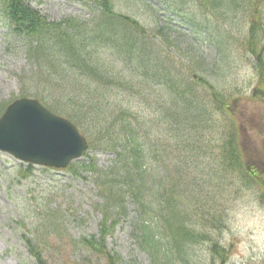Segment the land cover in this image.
<instances>
[{"label": "trees", "instance_id": "1", "mask_svg": "<svg viewBox=\"0 0 264 264\" xmlns=\"http://www.w3.org/2000/svg\"><path fill=\"white\" fill-rule=\"evenodd\" d=\"M77 1L93 5L88 19L53 20L28 0H0V19L6 29L3 42L5 46L18 44L28 64V73L20 77L25 87L19 97L37 98L54 113L68 118L89 141L83 158L62 171L79 176L83 171L90 172L101 221L97 234L73 239L74 244L101 257L105 264H120V256L107 249L106 237L129 216L130 203L134 241L151 264L226 263L229 248L210 233L222 225L212 213L216 198L207 191V178L195 173L206 155L200 151L206 143L202 135L213 123V109H219L222 115L218 145L222 179L230 171L247 169L236 140L235 123L224 126L223 114L228 119L233 116L231 107L215 91L214 83L203 78V74L214 76L217 70L214 65L192 69L196 67L173 47L180 32L172 33L167 25L170 21L157 20L151 0H131L134 12L118 10V4L128 5L130 0ZM155 1L157 6L167 5L164 0ZM173 1H180L168 8L179 14L181 30L208 32L209 22L188 15L185 0ZM192 1L193 7H204L214 18L217 14L235 17L239 13L248 19L244 45L254 59L260 85L251 96H261L264 22L256 28L260 20L256 9L242 4L244 0ZM136 12L150 13L153 26L145 27ZM215 39L218 54L224 56L221 43ZM124 89L126 97L118 94ZM10 101L0 103V114ZM136 103L146 106L141 109ZM98 152L112 155L105 166H99ZM160 164L167 170L163 176L153 173ZM249 164L254 168L250 177L256 184L255 178L263 171L257 164ZM35 170L31 164H20L13 168V175L17 180L32 178V182ZM224 203L223 196L220 206ZM60 223L64 224L63 219L52 211L41 217V246L34 237L22 233V244L32 264H46V233L55 232ZM197 244L206 245V257L194 253Z\"/></svg>", "mask_w": 264, "mask_h": 264}, {"label": "rangeland", "instance_id": "2", "mask_svg": "<svg viewBox=\"0 0 264 264\" xmlns=\"http://www.w3.org/2000/svg\"><path fill=\"white\" fill-rule=\"evenodd\" d=\"M28 1L32 7L53 20L67 17L86 20L90 16L89 7L75 0ZM164 1L173 5L180 2ZM244 2L246 6L256 9L255 15L260 17L256 28L260 29L264 22V0H244L242 4ZM156 3L151 6L161 9V14L156 16L160 22L166 19L179 23V19L174 17L168 8L163 7L164 5L157 6ZM126 4H118V10L130 11L132 1ZM185 4L188 15L209 22L210 25L208 32L199 34L190 33L186 29L183 35L177 37L173 47L178 50L179 55L186 56V60L191 62V67L197 68H192L194 71H198V67L208 69L214 65L217 70L214 76L203 74V78L214 83L215 91L222 96L228 107H231L229 110L233 116L229 119L222 113L224 126L228 127L230 122L235 123L236 140L244 159L243 165L246 163L247 168L230 171L222 179L224 173L218 163L222 115L219 109H213V123L202 135L206 142L200 150L201 153H206L200 159L202 170L195 172L202 179L207 178L209 181L207 191L210 196L216 198L212 213L222 222L221 226L210 233L216 235L217 240L229 248L224 264H264V90L261 96H251L252 91L260 85L254 59L244 45L248 19H244L239 13L235 17L233 14L227 17L217 14L214 18L215 16L210 14L211 11H205L204 7H193L192 0H185ZM136 13L145 27L153 26L150 13ZM247 16L252 19L251 14ZM2 24L0 19V103L19 97L21 89L25 87L20 77L24 72L28 73V64L18 44L5 46L2 35L6 29ZM168 36L171 38V35ZM215 37L221 43L224 56L218 54ZM119 92L122 97H126L125 89ZM257 93L259 94L258 91ZM227 104L223 103L226 106ZM135 106L144 109L146 105L136 103ZM96 154L99 166H105L112 157L107 153ZM17 163L11 156L0 153V264H32L22 244V233L34 237L41 246L39 235L44 232H41L40 220L50 211L63 219L64 224L60 223L55 232L46 233V264H105L104 259L87 253L73 242V239L81 236L97 234L99 230L101 214L95 209L99 198L90 172L83 171L82 176H79L80 174H72L69 171L37 169L31 182L32 178H14L13 167ZM249 163L257 164L263 171L262 175L259 174L255 178L256 184L253 182L254 177H250V171L254 168ZM212 169L211 173H207ZM79 172L81 173L80 169ZM166 172V167L163 168L162 164L153 171L160 176ZM223 196L225 203L220 206ZM128 210L129 216L122 218L113 232L106 237L107 249L120 256V264H151L146 253L141 251L134 241L131 223L134 214L130 203ZM28 228L30 231H27ZM194 249L198 257L207 256L205 244H197Z\"/></svg>", "mask_w": 264, "mask_h": 264}, {"label": "water", "instance_id": "3", "mask_svg": "<svg viewBox=\"0 0 264 264\" xmlns=\"http://www.w3.org/2000/svg\"><path fill=\"white\" fill-rule=\"evenodd\" d=\"M87 140L67 119L33 98H18L0 116V152L13 158L64 168L81 156Z\"/></svg>", "mask_w": 264, "mask_h": 264}]
</instances>
